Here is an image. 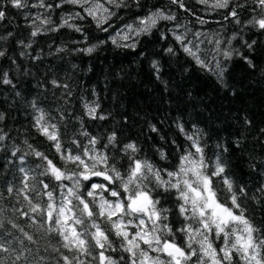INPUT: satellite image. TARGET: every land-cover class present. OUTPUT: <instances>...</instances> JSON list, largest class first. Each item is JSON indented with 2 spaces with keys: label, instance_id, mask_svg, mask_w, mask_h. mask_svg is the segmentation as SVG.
Here are the masks:
<instances>
[{
  "label": "trees",
  "instance_id": "obj_1",
  "mask_svg": "<svg viewBox=\"0 0 264 264\" xmlns=\"http://www.w3.org/2000/svg\"><path fill=\"white\" fill-rule=\"evenodd\" d=\"M93 1L103 3L112 13L100 27L97 19L85 12L87 5L45 0L53 5L45 9L32 7L38 0H27L28 6L18 9L8 0H0V10L6 12L5 19L0 20V51L5 52L0 57V114L3 115L0 135L5 136L0 141V262L64 264L63 256H78L86 264H98L93 258L98 250L93 251V256H82L64 248L62 237L48 231L46 217L30 212L24 198L27 194L33 204L46 208L48 198L41 181L49 185L48 190L53 191L57 203L64 191L54 179L41 175L44 162L35 156L33 149L53 159L58 166L63 167V163L51 142L33 127L39 114L33 109V102L50 123L58 125L66 149L76 150L73 140L86 145L88 138L80 133L87 131L90 137L98 138L97 149L106 152L110 163L122 173L129 163L122 151L127 143L137 145L136 158L147 159L158 169L174 171L180 156L194 151L185 133L198 137L206 160L214 162L221 156L234 187H245L247 194L240 203L258 229L254 235L264 239V191H257L264 184V31L246 24L261 11L259 8L254 11V0H230L226 9H215L211 3L206 5L199 0H181L183 8L172 0ZM57 4L59 8L55 7ZM233 7L239 14V24L231 17L225 19ZM157 10L175 19H159L150 32L138 36L128 32L127 25L135 27L138 18ZM77 12L82 18L70 23L79 26L81 32L65 26L31 36L35 16H48L52 23L43 28L50 29L59 25L62 18ZM36 25L39 26V21ZM125 34L128 40L121 39ZM176 35L183 40L177 41ZM234 35L236 38L232 39ZM113 37L117 40L115 44ZM245 41H255L251 50ZM29 44L30 47L24 46ZM93 46L91 53L82 51ZM184 47L195 56L185 52ZM58 48L63 51L58 52ZM168 48L173 52H167ZM224 51L232 52V56L226 59ZM197 57L204 61L203 65L196 63ZM243 57L251 60L254 67ZM221 70L222 79L218 75ZM4 73L10 84L2 82ZM53 80L59 86L53 85ZM92 102L99 104L97 114L107 119H91L85 114V103ZM112 132L116 133L117 141L105 148ZM161 151L166 159L161 158ZM73 167L68 166L69 170ZM21 168L29 177L26 181ZM214 180L223 201L226 196L223 185ZM25 183L32 190L20 193ZM63 183L72 184L67 180ZM92 183L106 181L103 177H93L90 182H83L81 194L86 195ZM9 187L14 189L11 193ZM154 196L161 199L160 207L170 209L167 222L173 228L176 243L184 247L185 233L175 231L187 223L179 214L177 193L158 189ZM103 226L110 228L107 224ZM110 239L117 250L106 255L118 264H125L120 262V257L127 258L128 254L120 249V240L114 234H110ZM210 239L217 248L223 244L222 239L214 236ZM233 264L243 261L234 256Z\"/></svg>",
  "mask_w": 264,
  "mask_h": 264
},
{
  "label": "snow or ice",
  "instance_id": "obj_2",
  "mask_svg": "<svg viewBox=\"0 0 264 264\" xmlns=\"http://www.w3.org/2000/svg\"><path fill=\"white\" fill-rule=\"evenodd\" d=\"M8 2L12 7L18 9L28 6L27 0H8ZM62 2L72 5H87L89 0H62ZM108 2L114 3L115 0H108ZM172 2L184 7L181 0H172ZM199 2L207 5L209 0H199ZM229 6L230 0H214L211 5L215 9H226ZM254 6V11L255 8L261 10L260 14L253 16L246 24L264 31V0H254ZM32 7L50 9L53 5L46 4L45 0H38V4H33ZM55 7L59 8L60 4ZM236 7L241 6L237 5ZM236 7L232 8L225 19L231 17L239 24ZM101 8L100 4H96L94 7H85V12L97 19V27H100L112 15L105 8L103 13L106 15L97 18V10ZM5 17L6 12L0 10V20ZM77 18H82L78 12L62 18L59 25L44 29L43 26L50 25L52 21L48 16L37 15L32 20L31 36L35 37L44 30L57 31L65 26L76 32H81L82 29L79 26L70 23ZM159 19L173 20L175 17L165 15L162 11L157 10L145 17L138 18V24L135 27L129 24L126 28L129 33L138 36L141 33L150 32ZM36 21H39V26L36 25ZM201 22L204 21L201 20ZM104 30L107 31V29ZM117 35L120 34L117 33ZM235 38L234 35L232 39ZM121 39L128 40L129 36L125 34ZM175 39L182 41L183 37L176 35ZM112 42L117 43L115 37L112 38ZM20 43L23 44V41ZM216 43L219 45L220 41L217 40ZM254 44L255 41L252 43L245 41L249 50L253 48ZM24 46L30 47V44ZM130 46L135 48V44ZM94 47L82 51L91 53ZM57 51H63V49L58 48ZM166 51L171 53L173 49L168 48ZM184 51L195 56V53L188 47H184ZM23 54L21 53V55ZM4 55L5 52L0 51V57ZM223 56L226 59L230 58L232 52L224 51ZM243 58L249 66L254 67L251 60H248L247 57ZM196 63L203 65L204 61L197 57ZM153 66L156 67L155 61ZM218 75L222 79L223 70ZM2 82L4 84L11 83L7 78V73L3 74ZM52 83L57 85L55 80ZM32 107L39 113L34 118L33 127L51 142V146L63 163V167L58 166L53 159L33 149L35 156L44 162L41 175L54 179L57 186L64 191L61 192L60 201L57 203L53 191L48 190L49 185L41 181L44 195L48 198L46 208L39 204H33L27 194L24 195V198L28 200L30 212L46 217L44 223L49 225L48 231H55L62 237L64 248L70 251L75 250L82 256H93V251L98 250L97 255L93 256L98 260V264H118V261L112 256L106 255L108 251L117 250L113 247V242L110 239V234H114L120 240V249L128 254L127 258L120 257V262H125V264H191L193 261L195 264H233L234 256H239L243 264H264V239H259L254 235L258 229L246 216V209L240 203L241 198L247 194L245 187L241 186L239 189L234 187L232 179L227 175V164L221 156L218 155L214 162L206 160L204 148L198 137L185 133L186 138L192 142L190 149H194V151L189 150L181 155L179 164L174 171L158 169L147 159L136 158L135 154L139 151L137 145L134 142L127 143L123 146L122 151L127 156L129 163L126 171L122 173L115 164L110 163L111 158L106 152L97 149V137H90L87 131H81L80 135L88 138V143L81 146L78 140H73L72 143L76 145V150L66 149L60 139L58 125L50 123L46 114L37 108L35 102L32 103ZM84 108L85 114L91 119H107L106 116L97 114L99 104L96 102L85 103ZM0 119H3L2 114H0ZM178 127L181 132H185L182 125H178ZM152 130L155 131V127ZM4 139L5 136L0 135V141ZM107 140L105 148L116 143V133H110ZM217 147L221 146L217 145ZM223 151L226 152L227 149L224 148ZM13 155H16L15 151ZM160 156L162 159H166L163 151L160 152ZM23 159L21 157V160ZM69 165L74 167L69 170ZM20 171L25 173L24 180H28L29 177L25 169L21 168ZM165 176L168 178L165 179ZM93 177H103L106 183H92L86 195L81 194L82 183L90 182ZM214 178L223 185V191L226 193L223 201ZM66 180L72 182L71 186L63 183ZM25 189L32 190L25 183L24 187L19 190L20 193H24ZM158 189H162L164 193L172 191L177 193L178 211L187 223L175 231L185 233L184 247L176 243L173 228L167 222V214L170 209L160 207L161 199L154 196ZM13 190L12 187L8 188L10 193ZM257 191H264V184H261ZM24 215H28V213H24ZM104 224L110 225V228L106 229ZM193 224L198 226L193 227ZM130 228H134L135 231H129ZM212 236L215 239L222 238L223 245L219 248L215 247L213 239H210ZM168 237L173 238L169 239ZM28 239L31 237L28 236ZM142 245L146 247H142ZM150 253H163L168 259H161L159 255L153 257ZM63 261L64 264H86L78 256L72 258L63 256Z\"/></svg>",
  "mask_w": 264,
  "mask_h": 264
},
{
  "label": "rangeland",
  "instance_id": "obj_3",
  "mask_svg": "<svg viewBox=\"0 0 264 264\" xmlns=\"http://www.w3.org/2000/svg\"><path fill=\"white\" fill-rule=\"evenodd\" d=\"M209 3L213 4L214 0H209ZM96 4H100L102 6L101 9L97 10V13H96L97 18H99L101 15H106V13H103V9H105L106 7L103 5V3L99 2V1L89 0V3L87 4V7H94ZM129 231L134 232L135 229L134 228H130ZM222 241H223V239H222ZM222 241H221V243H223ZM142 247H145V246L142 245ZM150 255H152L153 257L159 255L161 257V259H164V260L168 259L163 253H150Z\"/></svg>",
  "mask_w": 264,
  "mask_h": 264
}]
</instances>
